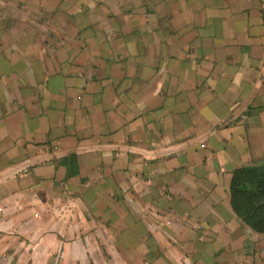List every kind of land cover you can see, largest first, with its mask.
Wrapping results in <instances>:
<instances>
[{
  "label": "crops",
  "instance_id": "crops-1",
  "mask_svg": "<svg viewBox=\"0 0 264 264\" xmlns=\"http://www.w3.org/2000/svg\"><path fill=\"white\" fill-rule=\"evenodd\" d=\"M259 165L264 0H0V264H264Z\"/></svg>",
  "mask_w": 264,
  "mask_h": 264
},
{
  "label": "trees",
  "instance_id": "trees-1",
  "mask_svg": "<svg viewBox=\"0 0 264 264\" xmlns=\"http://www.w3.org/2000/svg\"><path fill=\"white\" fill-rule=\"evenodd\" d=\"M231 204L239 218L255 231L264 233V165L234 171Z\"/></svg>",
  "mask_w": 264,
  "mask_h": 264
},
{
  "label": "rangeland",
  "instance_id": "rangeland-1",
  "mask_svg": "<svg viewBox=\"0 0 264 264\" xmlns=\"http://www.w3.org/2000/svg\"><path fill=\"white\" fill-rule=\"evenodd\" d=\"M251 227V226H250ZM252 228V227H251ZM253 229V228H252ZM254 230V229H253ZM255 231V230H254ZM255 232H257V231H255ZM258 233H261V232H258ZM261 234H263L264 235V233H261Z\"/></svg>",
  "mask_w": 264,
  "mask_h": 264
}]
</instances>
